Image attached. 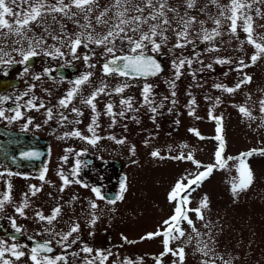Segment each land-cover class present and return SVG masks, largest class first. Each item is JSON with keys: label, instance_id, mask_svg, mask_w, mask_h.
Instances as JSON below:
<instances>
[{"label": "rangeland", "instance_id": "374dc122", "mask_svg": "<svg viewBox=\"0 0 264 264\" xmlns=\"http://www.w3.org/2000/svg\"><path fill=\"white\" fill-rule=\"evenodd\" d=\"M48 2L55 3V0ZM111 2L112 0H99V5L102 8L110 5ZM133 2L140 3L141 0H133ZM229 2L230 0H218L221 7ZM10 6L14 11H21L25 7ZM168 6L177 9L181 16L185 12L189 16H195L197 23L192 24L189 29L188 40L192 43H186L183 48L174 47L177 36L171 29L165 33L168 37L167 43L159 53H154L165 65V69L157 76L130 78L115 73L104 76L101 66L111 57L104 55L103 48L90 46L94 50V55L89 49L83 47L78 49L80 57L86 53L92 55L90 63L95 64L96 67L90 68L82 58H74L68 47L61 46L50 37L47 38L44 49L47 50L49 45H55L61 48L64 56L53 58L41 54L35 57L33 67H29V73L24 76H21V72L25 65L17 63L14 67L15 71H11L12 74L21 77L24 86L44 82V85L51 90L52 115H57L54 117V122L63 123L61 126L63 130L56 135L57 144L67 146L69 161L78 160L77 154L80 148L95 153L101 164L98 180L105 188L118 191V196L123 197L117 199L115 203H108L107 201L112 199L106 198L101 192L105 199H98L92 191L94 185L86 178L81 179L80 175L72 177L69 174L67 178L70 182L66 186H76V181H79L84 183L83 189L73 191L69 188L66 192L65 189L61 192L60 186L58 189L53 185L52 206L53 209L60 207L61 212L51 225L47 224L51 234L40 229L44 221H39L38 218L34 227L37 235L50 234L53 243L57 246L56 241L60 236L66 234L74 224L79 225V231L70 237V240L74 238L76 242L65 247L59 245L58 251L50 255H66L69 259L67 264H85V260H91L97 250L103 251L106 255L111 253L105 264H126V262L156 264L154 258L159 257L164 251L163 237L141 238L157 230L163 231L167 227L164 221L169 220L178 203L169 201V193L177 181L183 180L186 184L185 177L190 179L189 174H196L204 168H197L187 159L178 160L171 157L181 154L187 156L191 153L193 159L200 165H215V153L219 146V142L214 139L217 135V127L221 128L220 135L224 141V150L221 154L223 165L214 167L212 173L203 180L202 185L197 186L188 197L189 209L199 207L202 199L207 197L208 206L201 209L203 220L197 219L194 212H189V217L193 220L200 236L197 237L192 228L183 222L182 229L185 231V236L171 242L170 246L173 249L184 248V264H201L203 260H208L209 264H213V260L214 264H223V261H230L231 264H264V155L260 154L264 151V112L261 111V101H264V56L251 67H244L242 72L238 71L237 69L242 67L238 63L240 60L251 64L250 57L255 49L246 42V36L240 28L237 29L235 37L229 33L230 22L220 16L219 7L212 4L211 0H196V6L191 9L186 7L185 0H168ZM256 9H260L264 14V4H253L250 12L255 20L254 35L264 37V28L259 27L260 24H264V19L256 16ZM72 11L77 10L73 8ZM174 15L172 12L168 13L170 19ZM210 17L221 19L222 24L218 29L221 36L205 41L202 28L207 29L209 33L217 28ZM77 18L83 23L80 16ZM7 19L11 21L12 18L7 17ZM57 19L66 25L69 34L81 31L72 21L62 18L59 14ZM199 21H204L203 26ZM46 23L51 25L50 31L54 30V34L59 31V25L53 23L51 16L46 17ZM173 27L178 28L175 21ZM32 29L36 35L42 33V28L34 24ZM96 31L102 34L106 28L96 26ZM180 42L185 43L183 40ZM24 47L27 48L26 43ZM213 48L218 51H211L210 49ZM5 51L11 52L12 58L16 61L21 59L20 55L12 52L11 45ZM123 53H128V45L117 41L116 55ZM146 53L153 52L149 49ZM180 58L191 59L193 62L190 68L185 65L181 69L182 74L179 79H176L172 63L173 60ZM217 59L228 60L230 63H216ZM58 64H64L66 67L77 65L76 74L80 76L87 72L93 73L89 82L81 86L78 95L67 109L60 108L58 100L73 87L74 74L65 79L58 77V80H49L50 78L44 73L46 68L52 69L55 73ZM3 65L9 67L14 66L15 63ZM36 74L41 75L42 79L33 80L32 77ZM244 74L252 77L251 83L242 84L232 93L215 87L220 84L234 88ZM102 81L108 85L109 92L124 83L131 87L126 88L119 95L113 93L99 96L95 102L96 112L93 113L90 107L81 103V100L88 97ZM146 83L153 86L151 104H146L142 95V87ZM173 92H175L174 96ZM127 98H131V109L120 104L121 99ZM193 100L195 102L190 103ZM172 101L175 103L173 104ZM108 103L113 104V112L117 113L115 117L106 113L105 106ZM73 107L79 109L82 115L73 113L71 111ZM152 107L157 109L155 113L151 111ZM240 107H244L251 116L241 113ZM121 111H124L123 116L118 115ZM190 111L194 115H189ZM61 113L67 117V120L62 119ZM94 116L97 117L99 127L92 125ZM76 121L80 122L76 123ZM90 125L95 128V135L99 137L95 145L88 143L86 139L65 135L78 130L83 136L91 138L93 134L88 131ZM197 132L199 136L196 135ZM118 140H123L124 143H117ZM133 148L134 153L131 151ZM252 150H255L253 155L241 157V154ZM154 151L159 153L157 157L152 156ZM114 159L122 161L121 169L113 165ZM241 159L251 170L252 183L247 189L234 194L232 186L239 184L241 178ZM78 163H69L66 170L70 171ZM123 172L127 177L121 182L120 175ZM56 174L54 181L55 178L59 181L60 175ZM121 184H124L126 189L123 193H121ZM90 202H95L97 208L92 209ZM93 216L96 217L94 225L91 224ZM189 236L192 237L190 242H188ZM123 238L134 243H127ZM200 241L207 242L212 249L209 256L197 251ZM61 244L64 242L61 241ZM83 246L92 248L93 253L89 255L82 252ZM21 259L26 262H21L22 264H32L31 261L28 262L27 254ZM175 259L171 254L165 255L161 264H173ZM95 264H99V259Z\"/></svg>", "mask_w": 264, "mask_h": 264}, {"label": "snow or ice", "instance_id": "6c2138e0", "mask_svg": "<svg viewBox=\"0 0 264 264\" xmlns=\"http://www.w3.org/2000/svg\"><path fill=\"white\" fill-rule=\"evenodd\" d=\"M211 3L220 8V16L228 20L229 23V33L232 36H237V29L240 30L246 36V42L253 46L255 49L254 54L250 57L251 64H246L244 60H240L238 63L242 66L238 71L243 70L244 67H251L254 65L262 56H264V37H257L254 35L255 29L254 24L255 20L253 15L250 14L252 11L253 4L261 3L264 4V0H230L229 4L221 7L218 3V0H211ZM186 7L188 9L194 8L196 6V0H185ZM10 5H23L25 6L21 11H14ZM75 8L77 11H72ZM99 9V11H97ZM203 11V9L201 10ZM256 16L264 19V14L261 13L260 9H256ZM172 12L175 15L170 19L168 13ZM111 13V15H109ZM57 14L62 18L72 21L76 27L81 29L79 32H74L69 34L66 31V25L61 23L57 19ZM51 16L53 23L59 25V31L54 34V30L50 31L51 25L46 23V17ZM80 16L83 20L77 18ZM11 17V21L7 19ZM213 20V23L217 26L214 28L211 33L207 29H203L204 33L203 39L205 41H210L215 39V37L221 36V32L218 30L222 24L221 19L210 17ZM173 21H175L177 27H173ZM239 22V23H238ZM197 23L195 16H189L187 12L184 15H179L177 9L171 8L168 6V0H141L140 3H134L133 0H112L111 4L108 6L100 7L99 0H55V3H49L48 0H0V64H14L19 63L25 65L21 72V76L27 75L29 73L28 62L41 54L44 56H52L53 58H58L64 56V53L61 51L60 47L55 45H49L48 49H44V45L47 44V38L50 37L53 41H56L61 46H66L70 49L72 56L76 59H83L84 63L90 67L95 68L96 65L90 63L92 55L84 54L83 57L78 55V49L83 47L92 51L94 55V50L90 46L94 45L95 47H100L104 49V55L106 57H111L106 59L102 67V74L104 76H110L118 74L120 76H130L136 74L137 76H155L162 71L160 63L153 56L146 54V50H151L153 53H159L161 48L167 43L168 37L165 35L171 29L177 36V43L174 47L183 48L186 43H192L188 40L189 29L192 24ZM201 26H203L204 21H199ZM42 28V33L36 35L33 32L32 25ZM96 26H103L106 28V31L102 34L96 31ZM259 27L264 28V24H260ZM29 33H32L29 35ZM183 40L185 43H181ZM119 41L121 44L128 45V53L122 56L116 55V43ZM159 41V42H158ZM25 43L27 48L24 47ZM243 43V42H242ZM11 45L12 52H16L21 56L19 61H16L11 56V52L5 51L6 48ZM19 46V47H17ZM211 51H218V49H210ZM8 57V59H5ZM119 62V63H118ZM192 60L187 58H180L179 60H173L172 67L175 70V78L179 79L181 69L187 65L189 68L192 65ZM202 63V61H200ZM216 63L224 64L230 63L228 60L217 59ZM211 67V65H208ZM49 69H44L45 75L49 73ZM93 73L87 72L83 73L79 78L72 81L73 87L68 90L64 96L58 100V106L60 108L67 109L72 103L73 99L78 95L82 85L89 82ZM33 80L39 81L42 79L41 75H33ZM252 77L244 74L239 83L236 84L234 88L224 87L220 84L215 85L218 89H223L228 93H232L238 90L242 84L251 83ZM131 85L124 83L116 86L112 92L107 91L108 85L101 82V85L98 86L88 97L81 100V103L85 106L91 108L92 112H96V101L101 95H112L121 94L124 90ZM151 84H144L142 87V95L146 104H151L150 99L152 92ZM174 87V85H173ZM35 85L29 87L28 92L33 91ZM28 92H25V95H28ZM175 95V92L172 93ZM7 99V97H0V101ZM191 101L190 103H194ZM174 104L175 101H172ZM120 104L126 106L128 109L132 108L131 98L121 99ZM27 105L31 108L36 109L37 111L40 108L45 107L43 102H40L37 105L33 99L27 101ZM261 111L264 112V101H261ZM20 105H17V108L14 109V116L7 117L9 120H18L23 119V115L19 110ZM106 113L109 116L115 117L117 113L113 112V104L108 103L105 106ZM156 108L152 107L151 111L156 112ZM76 115H82L79 109L73 107L71 109ZM239 111L244 115L251 116V114L244 108L240 107ZM46 115L48 119L52 118V109L46 110ZM62 119L67 120V117L60 114ZM118 115L123 116L124 111L118 113ZM189 115H194L193 112H189ZM211 116V113H210ZM6 118L5 111L0 110V119ZM47 122V121H45ZM80 121H76L79 123ZM31 123V118L28 119L27 124ZM217 123L219 124V118H217ZM25 125V129L27 127ZM92 125L99 127L97 123V117L94 116L92 120ZM90 125L88 131L92 133V137L88 138L83 136L80 131L73 130L71 133H65L66 136L79 137L80 139H86L88 143L95 145L99 137L95 135V128ZM190 131H195L190 129ZM217 135L214 138L219 142L218 149L215 153L216 164L202 166L198 161L193 159L191 153L187 156L184 154L171 157L172 159L184 160L187 159L192 161L197 168L204 167V171L198 172L196 174H189L192 178L189 179L185 177L184 180H187L185 184L183 180L177 181L172 191L169 193V201H177V206L174 210V215H172L169 220L164 221V224L167 226L163 231L157 230L155 233H149L141 239H153L156 236H162V244L164 251L160 254L159 257H155L156 264H161L163 256L171 254L176 259L173 261V264H184L185 259V250L183 247L173 249L170 244L176 240H179L185 236V231L182 229L181 222H186L191 228L192 231L196 234L197 237L200 236V233L194 226L193 220L190 219L188 212H194L196 218L203 220V214L201 212L202 208H206L207 197L205 196L200 202V206L195 209H189L187 205L190 203L188 195L192 189V185H198L202 183L213 171L214 167L217 165H223V160L221 154L224 150V141L220 135L221 128L217 127ZM196 135L199 136L197 132ZM111 138V137H110ZM203 139L204 137H200ZM117 143H124L123 140H118ZM134 153L135 149H131ZM255 150H252L248 153L241 154V157L253 155ZM260 154L264 155V151ZM36 154L33 153H24V156L27 158H33ZM158 152H152L153 157H157ZM163 158V157H161ZM66 159V157H65ZM231 159V158H229ZM75 174V170H74ZM11 175V173H9ZM64 185L69 184V179L65 177L62 173H58ZM240 181L239 184H233L232 192L237 194L239 191L247 189L252 183V173L251 170L247 168L244 164L243 159H241L240 164ZM41 181H44L45 175L42 172L39 176ZM79 183V181H76ZM9 190L11 185H8ZM64 188L61 187L60 191L63 192ZM124 184H121V193L125 191ZM29 191L31 196H35L40 188L35 185L29 186ZM95 196L104 200L105 197L101 195L99 188H92ZM28 197L29 193H25L24 201L21 205L15 207V212L20 216H24V209L28 206ZM121 196H117L115 199L108 200V203H115L117 199H122ZM75 199V197L73 198ZM5 202H11L10 195H4L3 199H0V211L4 210ZM90 207L92 209L97 208L95 202H90ZM61 212L60 207H56L52 210V213L48 216H45L42 212H37L36 217L39 221H44L48 225H51L54 220L57 219ZM27 218V217H25ZM96 222V217L93 216L91 224L94 225ZM12 224L16 232H21L22 229L15 225V220L12 221ZM207 227V225H205ZM51 234L50 229H46ZM79 231V225L74 224L71 226L70 230L60 236V239L57 240V244L61 247L75 243L76 240L73 238L70 240V237H73V233ZM59 235V234H56ZM127 243H134V241H127V238H123ZM192 239L191 236L188 238V242ZM61 241L64 244H61ZM52 241L48 240L44 243H37L34 247L30 249V253H27L29 260L32 264H67L66 257L63 255L50 256L49 253H52L54 250L51 247ZM200 244L203 246L201 247ZM81 251L86 254H92L93 249L88 246H83ZM197 251L201 252L204 256H209V253L212 249L209 248L207 242L200 241L197 246ZM6 253L10 254L15 261H19L22 257L26 255L25 251L20 250V247L16 244L10 246H5L3 241H0V264H14L13 260L7 259ZM75 255V253H74ZM108 255H111L109 252L107 255L100 250L96 251L95 256L91 259L85 260V264H95L96 260L99 259V264H105V261L108 259ZM220 259H223L220 257ZM126 264H131V262H126ZM201 264H209L208 260L201 261ZM214 264V260H213ZM223 264H231L230 261H223Z\"/></svg>", "mask_w": 264, "mask_h": 264}, {"label": "flooded vegetation", "instance_id": "af4514ba", "mask_svg": "<svg viewBox=\"0 0 264 264\" xmlns=\"http://www.w3.org/2000/svg\"><path fill=\"white\" fill-rule=\"evenodd\" d=\"M16 66L17 63L9 67L0 64V97H7L0 101V110L5 111L6 117L0 119V199H3L4 195L11 197V202H5L4 210L0 211V241H3L5 246L16 244L20 250L23 249L27 254L30 253V249L34 247L37 240L52 241L50 234L37 235L34 223L37 220L36 213L38 211L45 216L52 213L53 185L58 189L59 186L63 187L65 192L69 188L73 191L83 189V182L68 187L63 184L61 178L59 181L58 178H55L54 181V174L65 173V177H68L69 174L72 177L80 175L81 179L86 178L91 181L94 187L99 188L102 193L109 189L105 188L98 180L101 164L95 153L86 152L80 148L77 154L78 160L69 161L67 146L57 144L56 135L63 130L61 129L63 123L54 122V117L57 115H52L51 119H48L46 115V110L51 109V90L44 85V82H38L32 83L31 85L34 84L35 88L28 92L31 85L24 86L21 77L11 73V71H15L14 67ZM72 74L74 73L69 72L61 78L65 79ZM47 76L50 78L49 80H58L59 77L53 76L52 69ZM25 92H28V95H25ZM29 99H33L37 105L43 102L45 107L38 111L34 108L30 109L27 105ZM17 105H20L19 110L23 119H7V117L14 116L13 110L17 108ZM29 118H31V123L27 124ZM63 140L66 141L65 138ZM24 153L36 155L33 158H27ZM69 163H78V165L67 171L66 166ZM105 163L108 161L105 160ZM42 172L45 175L44 181L39 179ZM9 184L11 185L10 190ZM30 185H35L41 191L35 196H31ZM25 193H29L28 206L24 209V216H20L15 212V207L23 203ZM13 220H15V225L22 229L21 232L15 231ZM40 229L46 231L47 223L43 222ZM52 244H54L53 241ZM56 248L55 252L58 251L59 245ZM5 258L13 260L14 264L26 263L22 259L15 261L7 253ZM28 262H30L29 258Z\"/></svg>", "mask_w": 264, "mask_h": 264}, {"label": "water", "instance_id": "95a60500", "mask_svg": "<svg viewBox=\"0 0 264 264\" xmlns=\"http://www.w3.org/2000/svg\"><path fill=\"white\" fill-rule=\"evenodd\" d=\"M125 54H127V53H123V54H119V55H117V56H122V55H125ZM147 55H149V56H153L156 60H157V62L158 63H160V65H161V67H162V71L165 69V66H164V64H163V62H162V60L160 59V57H158L157 55H155V54H148V53H146ZM33 62H34V58H32L30 61H29V65H32L33 64ZM119 63V62H118ZM77 69V67L75 66V65H72V66H70L69 68H66L64 65H58V67H57V74L58 75H60V76H65L66 75V73L67 72H69V71H75ZM161 71V72H162ZM161 72H159L158 74H160ZM157 74V75H158ZM156 76V75H155ZM80 76L79 75H75L74 77H73V79L75 80V79H77V78H79ZM129 77H144V78H149V77H153V76H137L136 74H132V75H130ZM114 165L116 166V167H118V168H121V166H122V163H121V161L120 160H114ZM126 177H127V175L124 173V174H122V175H120V181H124L125 179H126ZM105 196L107 197V198H111V199H115L117 196H118V193L117 192H106V194H105ZM37 243H44V242H42V241H37L36 243H35V245L37 244ZM52 248H53V250H55V247H53V246H51ZM66 257V256H65ZM68 260V258L66 257V261Z\"/></svg>", "mask_w": 264, "mask_h": 264}]
</instances>
